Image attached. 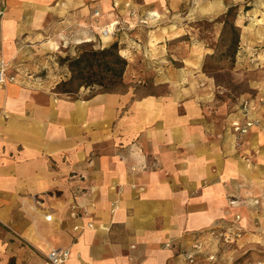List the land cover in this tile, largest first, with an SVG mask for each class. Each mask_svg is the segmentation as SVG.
Listing matches in <instances>:
<instances>
[{
  "label": "crops",
  "instance_id": "obj_1",
  "mask_svg": "<svg viewBox=\"0 0 264 264\" xmlns=\"http://www.w3.org/2000/svg\"><path fill=\"white\" fill-rule=\"evenodd\" d=\"M3 1L10 66L34 40L67 39L74 55L115 17L139 26L100 37L127 62L125 92L61 94L22 74L0 87V264H44L51 249H68L66 264H177L236 215L243 234L218 264L246 252L264 264V109L236 146L200 51L189 58L188 0ZM249 54L264 68V51Z\"/></svg>",
  "mask_w": 264,
  "mask_h": 264
},
{
  "label": "rangeland",
  "instance_id": "obj_2",
  "mask_svg": "<svg viewBox=\"0 0 264 264\" xmlns=\"http://www.w3.org/2000/svg\"><path fill=\"white\" fill-rule=\"evenodd\" d=\"M188 2L189 58L194 51H200L201 59L198 69L202 78L209 79L213 84V102L220 104V107L224 109L223 117L227 118L233 115V112H237L243 100L255 97L264 98V68L256 66L255 56L249 54L250 51H264V0H188ZM230 9H232L231 12H229ZM136 25L139 26V23ZM236 36L238 44L234 45L233 40ZM50 40L55 41L53 38ZM30 43L33 44L31 49L34 55L25 56L15 66L7 65V75L9 78H14L13 74H22L24 78L33 82L54 88L70 78L67 66L59 64L61 58H75L82 50L106 48H101L104 45L99 35L93 43L76 45L74 49L77 51L74 55H72L73 51L65 49V47H70L67 39H64L60 45L56 43V49H48V44L43 46L41 39ZM231 45L233 46L230 49ZM26 48L28 46H23V50ZM35 48L40 49L35 51ZM76 84L77 82H74L66 88H75ZM79 90H82V93L87 91L86 88ZM127 90L128 84L123 77L121 84L116 85L112 92H103L98 87L88 89L90 93H122ZM145 91L148 93L150 88ZM229 225L230 222L221 227L225 229ZM208 244L209 248L214 246L215 249L209 252L216 256L213 264H218L220 260L219 250L226 249L230 251L231 256L237 249L234 243L226 245L222 242L209 241ZM202 259H204L203 264H206V258L201 257L199 261ZM228 262V264H257L250 259L249 252L242 256L231 257ZM260 262L258 261V264H262Z\"/></svg>",
  "mask_w": 264,
  "mask_h": 264
},
{
  "label": "built area",
  "instance_id": "obj_3",
  "mask_svg": "<svg viewBox=\"0 0 264 264\" xmlns=\"http://www.w3.org/2000/svg\"><path fill=\"white\" fill-rule=\"evenodd\" d=\"M5 16V3L0 0V21ZM102 17L99 10H95L92 13L91 20L92 25L98 24V19ZM135 14L130 13V18L134 19ZM137 21H134L133 25L127 22L119 20L115 17L114 20L109 22L104 28L99 29V36L101 38H107L112 34L116 33L123 25H126L128 29L135 28ZM7 65L2 59H0V87L3 86L8 79L6 75ZM264 108V98L255 97L253 99L243 100L238 106L237 112H235L228 123V128L235 138L236 146H240L242 138L248 134L250 129L256 127L260 123V112ZM2 135L0 133V140ZM147 169V166H142L141 170ZM132 172H136L137 169H131ZM233 198L229 200V206L236 204ZM255 205L258 201L253 202ZM72 218H76V207H71ZM241 217L239 215L234 216L230 221V225L224 229V227H212L206 234L209 241L224 243L226 245L235 244L238 239L241 238L243 228L240 226ZM91 227V225H88ZM204 239H196L192 245L182 251H178L179 262L177 264H198L201 257L206 258V264H213L216 260V256L213 253H206L207 245ZM223 244V245H224ZM70 258V251L68 249H51L44 255V264H66Z\"/></svg>",
  "mask_w": 264,
  "mask_h": 264
},
{
  "label": "trees",
  "instance_id": "obj_4",
  "mask_svg": "<svg viewBox=\"0 0 264 264\" xmlns=\"http://www.w3.org/2000/svg\"><path fill=\"white\" fill-rule=\"evenodd\" d=\"M231 11L232 9L229 10V12ZM231 27L234 30L233 25ZM233 41L234 45H237L238 37L236 36ZM232 46L229 48L231 49ZM59 64L67 66L70 78L68 81L58 84L55 91L67 95L76 94L80 88L95 87L103 92H112L116 85L121 84L127 67V62L119 55L116 44L101 50H82L75 58H61ZM74 82H77L75 88H66Z\"/></svg>",
  "mask_w": 264,
  "mask_h": 264
}]
</instances>
